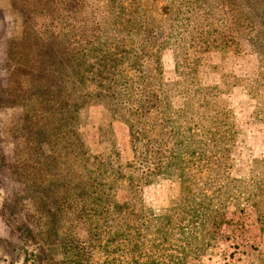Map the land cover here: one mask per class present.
<instances>
[{
	"label": "trees",
	"instance_id": "1",
	"mask_svg": "<svg viewBox=\"0 0 264 264\" xmlns=\"http://www.w3.org/2000/svg\"><path fill=\"white\" fill-rule=\"evenodd\" d=\"M4 9L19 21L10 33ZM205 47L256 54L257 75L205 65ZM164 49L175 80L164 78ZM236 86L253 100L264 96V0H0V113L8 118L0 143L15 146L9 159L0 144V174L40 203L37 231L58 238L67 264H95V249L96 264H186L211 252L233 207L251 205L264 229V158L240 177L229 173L238 131L218 98ZM92 99L103 108L101 153L80 130ZM254 113L264 116V102ZM115 121L128 128L131 159L121 158ZM159 178L179 188L156 213L144 191ZM75 217L86 243L70 225ZM25 251L39 264L35 250ZM245 264H264V251Z\"/></svg>",
	"mask_w": 264,
	"mask_h": 264
},
{
	"label": "rangeland",
	"instance_id": "2",
	"mask_svg": "<svg viewBox=\"0 0 264 264\" xmlns=\"http://www.w3.org/2000/svg\"><path fill=\"white\" fill-rule=\"evenodd\" d=\"M16 16L11 10L10 12L4 11L5 32L10 33L16 28L19 23L18 20L16 21ZM200 54L201 61L205 65L219 64L222 71L234 74L239 78L254 77L258 73L257 56L252 52L227 53L223 56L219 49L205 47L201 48ZM161 58L165 80L171 81L178 78L174 70L172 52L169 49L162 50ZM218 100L230 108L233 113L234 125L238 134L233 151V166L229 173L232 177H240L243 170L250 168L255 158H264V116H255L254 113L257 110V103L264 102V96L253 100L244 94L241 86H236L230 91L220 94ZM173 101L175 105H180L182 98L176 96ZM103 116L101 104L94 99L87 102L80 111V130L93 153H101L103 150L98 133ZM7 119L6 113L1 112L0 124L5 123ZM113 130L121 158L123 160L131 159L132 152L127 126L123 122L115 121ZM0 144L7 158L15 157V146L10 139H3ZM178 188L177 180L159 178L154 186L145 189L144 204L156 213L164 212L171 206L170 198L177 194ZM24 194H27V191L16 180H13L9 173L2 172L0 174V264H33V262H37L33 261L35 257L28 255L25 250H35L37 257L41 258L38 261L39 264L45 260L51 261L52 264H67L58 238L50 236L48 239L37 231L35 219L37 215H41L37 208L40 203L36 200L33 202L31 197H26ZM118 196L119 198L124 197L123 194ZM19 198H25L21 201L20 208H18L19 205H16ZM6 206L13 208V212L9 213ZM49 207L51 206L49 205ZM242 208V210L231 208L228 214L230 221L223 225L220 233L213 236L212 240L216 245L211 248V252L204 255H190L186 264H245V261L252 255L264 251V229L259 225L256 210L251 205ZM42 216L47 217L45 213ZM70 225L74 227L77 237L86 243L88 236L84 222L75 217ZM212 225L211 221H207L206 228L212 231ZM66 228L70 229L69 226ZM30 230H32L31 234ZM53 238L55 241H50ZM87 247L91 250L90 246ZM148 252L155 251L149 248ZM153 257L155 258V256ZM126 258L129 260L130 255H126ZM101 259V251L95 249L93 261L96 264Z\"/></svg>",
	"mask_w": 264,
	"mask_h": 264
}]
</instances>
